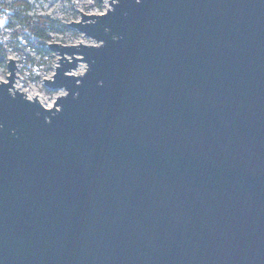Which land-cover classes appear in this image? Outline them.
<instances>
[{
    "label": "water",
    "instance_id": "obj_1",
    "mask_svg": "<svg viewBox=\"0 0 264 264\" xmlns=\"http://www.w3.org/2000/svg\"><path fill=\"white\" fill-rule=\"evenodd\" d=\"M109 4L53 109L9 59L0 264H264V0Z\"/></svg>",
    "mask_w": 264,
    "mask_h": 264
},
{
    "label": "rangeland",
    "instance_id": "obj_2",
    "mask_svg": "<svg viewBox=\"0 0 264 264\" xmlns=\"http://www.w3.org/2000/svg\"><path fill=\"white\" fill-rule=\"evenodd\" d=\"M109 2L110 0H6L5 16L10 27L1 32L0 81H6L10 76L8 62L13 59L18 71V83L26 94L37 93L48 103L55 101L58 96L66 95L64 90L54 91L47 87L44 79L52 80L56 74V66H61L59 58L64 56L71 62L72 57L68 54L60 55V52L50 49L49 44L67 47L99 45L68 24L81 21V12L84 15L106 13L112 9ZM27 23L31 25L27 26ZM79 67L85 68L83 71L86 73V63H80ZM76 71L73 72L74 75L79 76Z\"/></svg>",
    "mask_w": 264,
    "mask_h": 264
},
{
    "label": "built area",
    "instance_id": "obj_3",
    "mask_svg": "<svg viewBox=\"0 0 264 264\" xmlns=\"http://www.w3.org/2000/svg\"><path fill=\"white\" fill-rule=\"evenodd\" d=\"M4 7H6V0H0V38H1V36H2V34H1V32L2 31H4L5 29H7V28H9L10 27V22H8V19H7V17L5 16V8ZM86 37V36H85ZM87 38V37H86ZM1 40H0V44H1ZM78 68H79V65H78ZM77 68V69H78ZM76 69V70H77ZM76 70H73V71H71L69 74H72V75H74V71H76ZM85 73V72H84ZM76 74H77V71H76ZM84 74H82V76H83ZM7 81V80H6ZM6 81H1V82H6ZM13 86H14V84H13ZM58 90H64V89H58ZM54 91H57V90H54ZM65 91V90H64ZM12 92H14V90H12ZM66 92V91H65ZM28 95V94H27ZM62 96H65V95H62ZM27 97V96H26ZM60 96H58V97H56L55 98V101L57 100V98H59ZM28 98V97H27ZM41 98V97H40ZM28 99H30V98H28ZM42 99V102H43V106L44 107H46V105H48V104H50V103H48L47 102V100L46 99H43V98H41ZM55 101H52V103H55ZM47 108V107H46Z\"/></svg>",
    "mask_w": 264,
    "mask_h": 264
},
{
    "label": "bare ground",
    "instance_id": "obj_4",
    "mask_svg": "<svg viewBox=\"0 0 264 264\" xmlns=\"http://www.w3.org/2000/svg\"><path fill=\"white\" fill-rule=\"evenodd\" d=\"M84 69L85 68L82 69V68L79 67L77 69V74L79 76H82V74L84 73V71H83ZM15 76H16L15 79H14L15 82L13 83L14 84V90H17L18 92L27 95L25 93V91L23 90V87L20 85V83H18V81H19L18 71H15ZM27 97L30 98V100H34V99L37 98L38 102L41 103V104H43L42 99L40 98V96L37 93H34L33 92V93L27 95ZM60 97H62V96H60ZM46 107L48 109H53L54 108V103L51 102L50 104L46 105Z\"/></svg>",
    "mask_w": 264,
    "mask_h": 264
},
{
    "label": "trees",
    "instance_id": "obj_5",
    "mask_svg": "<svg viewBox=\"0 0 264 264\" xmlns=\"http://www.w3.org/2000/svg\"><path fill=\"white\" fill-rule=\"evenodd\" d=\"M31 24L30 23H27V26H30ZM40 38H44L43 35H39Z\"/></svg>",
    "mask_w": 264,
    "mask_h": 264
}]
</instances>
